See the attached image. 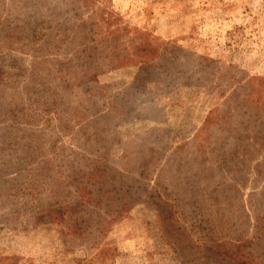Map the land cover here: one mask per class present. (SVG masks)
<instances>
[{"label":"rangeland","instance_id":"obj_1","mask_svg":"<svg viewBox=\"0 0 264 264\" xmlns=\"http://www.w3.org/2000/svg\"><path fill=\"white\" fill-rule=\"evenodd\" d=\"M117 26L162 41L144 81L82 51ZM250 75H264V0H0V264H236L202 240H253L264 152L225 158L227 133L204 150L195 134ZM97 168L90 199L77 186ZM110 182L141 194L122 216Z\"/></svg>","mask_w":264,"mask_h":264},{"label":"trees","instance_id":"obj_2","mask_svg":"<svg viewBox=\"0 0 264 264\" xmlns=\"http://www.w3.org/2000/svg\"><path fill=\"white\" fill-rule=\"evenodd\" d=\"M85 1L86 3L90 2V0ZM107 19L110 18L107 17ZM123 32L129 34L124 37ZM151 33L143 28H134L132 31L127 26H117L109 29L101 41L93 44H88L86 41L82 51L90 50L87 54L89 63H94L100 57L102 62H105L110 68H119L126 65L137 66L138 71L134 82H141L149 74L154 59L160 57L164 52L163 49L160 52L162 42L160 38L153 36ZM199 57L204 56L198 54ZM235 85L221 105L209 110L195 134V141L202 150L206 148L207 144H210L213 137L214 141L217 139V142L222 145L224 143L223 138L216 137L214 129L223 131V133H227L228 138L231 137L236 141V144L228 150L220 148L223 157L241 154L248 161H251L264 152V75H250L244 82L239 81ZM149 160L145 159L141 164L140 176L147 169L150 163ZM256 167L258 169L256 170L257 175H264L263 166L259 162ZM68 169H72V167ZM103 176L102 169L92 170L89 173V180L77 186L79 192L90 197L93 193L89 190L90 184L104 186V183H101ZM105 182H108V180L106 179ZM109 186L111 190L126 194L121 200L122 203L112 209V212L117 216L124 215L141 197V194L132 184L122 183L119 187H116L114 183L110 182ZM143 186L145 187V184ZM97 189L99 193L102 188L97 186ZM97 197L100 196L93 194L90 199H96ZM261 197L264 201V192H262ZM161 201L170 204L167 200L161 199ZM106 205L108 206V203ZM169 215L171 218L170 224L178 227L179 223L175 218V211L169 210ZM257 221V234L253 237V240H241L239 242L216 240L207 243L203 239L202 243L205 250L212 251L217 259H229L236 264H264V260L262 262L254 256V252L247 250L248 246L253 247L254 251L264 250V223H262L264 220L257 218ZM261 254H264V251H261Z\"/></svg>","mask_w":264,"mask_h":264}]
</instances>
